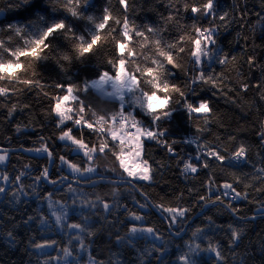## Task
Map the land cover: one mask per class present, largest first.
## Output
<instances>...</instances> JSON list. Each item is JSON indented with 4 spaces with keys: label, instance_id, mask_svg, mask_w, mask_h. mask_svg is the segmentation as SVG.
I'll return each mask as SVG.
<instances>
[{
    "label": "trees",
    "instance_id": "obj_1",
    "mask_svg": "<svg viewBox=\"0 0 264 264\" xmlns=\"http://www.w3.org/2000/svg\"><path fill=\"white\" fill-rule=\"evenodd\" d=\"M13 2L14 0H0V27L6 28L9 23L23 26L35 20L34 11L10 9L9 5ZM34 2L41 8L46 7L43 0ZM186 2L187 0H129L131 6L125 10L119 0H91V7L87 9L88 14L99 17L108 8L113 20L127 17L131 22L130 27L136 25L144 30L147 25L159 29L152 33L145 31V38H133L129 47L134 55L128 58L132 61L131 71L150 65L157 52L156 40H162L165 44L179 42L185 52L174 54L176 63L181 67L173 69L172 80L184 91L188 90L185 82L191 84V77L194 75V65L189 53L192 45L188 42L195 38L193 25L216 28L215 48L221 55L226 54L228 57L225 65L214 61L211 64L210 70H214L217 76L218 87L211 89L208 85H202L205 91L200 94L212 102L210 106L213 112L208 114L207 120L203 114H195L189 118L182 111L174 112L171 120H162L159 129H167V135L161 139L168 141L172 152L162 143L145 141L144 155L152 165V180H132L135 189L107 183L89 188L73 185L84 192L89 201H95L99 196L113 204L110 214L98 204L96 208L85 207L81 215L80 198H77V207L73 209V193L65 185L57 183L49 186L44 184L43 179L37 183L35 177L42 173L44 167H48L49 160L46 157L39 158L38 155L42 153L35 149L47 146L54 151L55 163L49 171L50 179L59 180L67 175L65 165H61L59 160L60 155L81 168L89 166L90 162L86 158L74 152L70 145L66 146V142L57 139L60 134L56 127L57 118L49 109L53 103L51 97L60 94V90L53 85L57 82L76 83L82 87L84 81L90 82L98 78V71L108 67L105 60L116 55L111 39L117 33L103 36L97 54L82 60L73 59L71 63L62 59L63 54L74 55L71 44L63 37L53 42L52 50H46L48 59L37 63L21 58L23 68L20 79L39 80V85L32 90L16 80L0 81V87L8 89L6 95H0V148L12 150L7 153L6 163L0 165V173L10 177V182L4 185L5 193L0 194V264H45L46 261L47 264H55V258L65 255V249L69 253L65 259L68 256L70 259L61 264H86L89 259L93 264H141L143 252L150 253L143 257L145 264H181L177 258L185 245L191 244L193 248L200 245L201 249H206L209 243L218 245L221 257L217 258L211 251L201 250L193 257L196 264H264V171H261L264 169V143L260 140V134L264 132V0H216L217 13H228V16L224 21L217 18L211 23L208 18H199L185 11ZM196 2L199 3L200 0ZM170 16L171 20L168 19ZM73 23L79 31L93 27L86 20H76ZM113 27L119 31L121 26L113 24ZM10 36L13 46L23 44V41H18L8 31L0 33V39L5 41ZM180 36L184 39L179 40ZM250 56L254 57L251 67L248 64ZM185 70L187 76L184 74ZM33 71L37 73L35 77L32 76ZM213 91L216 95H213ZM170 96L173 100L179 98L176 93H170ZM126 99H131V95L126 96ZM85 103L91 104L100 114L119 109V101L102 98L93 89L87 94ZM135 111L138 113L137 119H144L145 126H149L150 118L144 117L138 107ZM86 118L95 119L91 117V113H87ZM88 139L90 146H98L103 138L93 134ZM193 144L207 149H219L226 157L244 146L247 162L241 166H221L219 162L209 160V167L205 169L200 167V161L195 160V157L201 156L203 159L206 155H198ZM187 154L193 156L190 162L197 165V173L184 171ZM92 164L103 173L105 180H130L125 178L111 154H95ZM112 168H116V171H111ZM18 175L21 180L17 182L15 177ZM94 179L99 180V177L94 176ZM210 181H214L211 192L208 191ZM225 182L232 183L241 192L242 198L231 200L222 197V206L208 204L209 207L204 209V202L199 197L210 195L214 199L215 195L224 191L220 187L217 192L216 188ZM33 187L39 195L33 193ZM20 188L26 194L14 200L11 194L18 192ZM113 188L117 189L115 196ZM138 192L145 193L152 205L163 202L165 206L190 208L185 222H178L171 228L174 232L180 231L192 219L186 233L174 240L168 234L166 224L149 207L139 209L135 201L143 203L144 199ZM47 193H53V202L58 201L70 210L66 223H82L84 217L89 218L88 228L79 233L84 239L83 249L75 238L77 233L55 225L49 213L47 199H42ZM245 195L247 199L243 198ZM116 202L119 206H115ZM229 202L232 208L238 209L235 215L227 207ZM128 209L145 216L143 225L128 218ZM200 211L202 213L196 216ZM29 217L35 219L25 224L23 221ZM42 217L48 218L47 224H41ZM206 217H211L222 229L206 227ZM129 224L158 229L162 240L168 242L167 251L163 252L165 245L161 240L157 244L139 238L134 241L135 246L118 243L117 237L125 236ZM229 224L237 230L243 229L234 244L230 243L232 237ZM198 226L205 228L206 235L192 238L191 233ZM89 231L93 235H88ZM9 232L14 234V240L7 235ZM51 241L56 243L49 252L40 253L34 247L36 243ZM153 246L161 249L163 255L155 251Z\"/></svg>",
    "mask_w": 264,
    "mask_h": 264
},
{
    "label": "snow or ice",
    "instance_id": "obj_2",
    "mask_svg": "<svg viewBox=\"0 0 264 264\" xmlns=\"http://www.w3.org/2000/svg\"><path fill=\"white\" fill-rule=\"evenodd\" d=\"M119 2L124 6L125 10L131 6L129 0H119ZM43 3L46 7L41 8L34 0H14L9 5L10 9L34 11L36 18L23 26L9 23L6 25V28L0 27V33L8 31L16 36L18 41H23L22 45L13 46L11 44V36L8 41L0 39V81L16 80L26 86L28 90H32L33 87L39 85V80L34 78L20 79V72L23 68L21 58L31 59L37 63L46 60L48 59L46 50H52L53 42L63 37L71 44L74 55L63 54L62 59L71 63L73 59L82 60L89 55L97 54L103 36L117 33L111 39V44L115 49L116 55L105 60L108 67L98 71V78L90 82L84 81L82 87L76 83L57 82L53 85L55 89L60 90V94H55L51 97L53 103L49 109L57 118L56 127L60 133L57 139L66 142V146L70 145L74 152L82 155L90 163L88 167L81 168L64 155H60L59 160L61 165H66L67 169L71 171L73 180L77 184L84 181L91 184L92 187H96L99 181L105 180L103 173L99 172L97 167L92 164L94 156L97 153L104 155L111 154L115 161L118 162L119 169L122 170L123 174H126L127 178L145 182L152 180V165L144 155L145 141L162 143L168 148L169 152L173 151L168 141L161 139L166 137L167 129L160 130V122L162 120L173 119V113L177 111L186 113L189 118H192L195 114H203L205 120H207L208 114L213 112L210 106L211 100L200 93L205 91L202 85H208L211 89L218 87L217 76L214 70H210L213 61L219 65H225L228 60L226 54L221 55L215 48L217 44L215 37L216 28L192 26L195 38L189 39L188 42L192 45L189 53L192 58L191 62L194 65V75L191 77V84L185 82V87L188 90L184 91L172 80L174 75L173 69L181 67L176 63L174 54L179 55L185 52L184 47L180 46L179 42L165 44L162 40H156L157 52L155 58L151 60L150 65L145 68L137 67L135 71L130 70L132 61L128 58L132 57L134 53L129 44L133 41V38H145V31L152 33L159 31V29H153L147 25L144 26V30H141V27L136 25L130 27L131 22L127 17H124L122 20H113L108 8L103 10L101 16L95 17L87 12V9L91 7V0H43ZM184 10L191 12L199 18H208L210 23L217 18L220 21H224L228 16V13H217L216 0H200L199 3L196 0H187L184 4ZM168 19L171 20L172 17L170 16ZM76 20L89 21L93 27L85 31H79L73 23ZM113 24L121 26L119 31L113 27ZM133 28H135V31H133ZM183 39V36L179 37V40ZM253 63L254 57L250 56L248 58L249 66L251 67ZM152 65H155V67ZM184 74L187 76L186 70ZM36 75L37 73L33 71L32 76L35 77ZM91 89L96 90L99 95L106 98L118 100L119 109L111 113H98L91 104L85 103L87 94ZM7 92L8 89L0 87V95H6ZM170 93L178 94L179 98L173 100ZM129 94L131 95V99H126V96ZM213 95H216L215 91H213ZM137 107L144 117L150 118L149 126H145L144 119H137L138 113L135 111ZM87 113H91V117H95V119L86 118ZM11 114L10 111L9 115ZM132 129L135 131H132ZM93 134L103 138L98 146L95 144L90 146L88 137ZM260 140L264 143V132L260 134ZM35 151L46 154L50 164L55 163L54 151L50 147L44 146L35 149ZM5 160L6 156L0 155V162H4ZM195 160L200 161V167L205 169L209 167V160L217 161L221 166H230L233 161L236 163H246L247 152L244 146H240L232 153L231 157H226L219 149L210 147L203 159L201 156H196ZM111 171L115 172L116 168H112ZM184 171L197 173L198 167L194 163L186 162L184 164ZM261 171H264V169ZM94 176L99 177V181L95 180ZM41 179L53 185L57 183L65 185L68 191L73 193V209L77 207V198L79 197L81 215H83L85 207L96 208L98 204L109 214L113 210L114 205L102 197L97 196L95 201H89L84 192L73 187V183L67 175L62 176L59 181L50 179L49 168L44 167L42 173L35 177V181L38 183ZM0 180L7 183L10 182V177L0 173ZM20 180L21 176L15 177V181L18 182ZM127 182L131 184L132 180L130 179ZM209 183L208 191L211 192L213 190L211 185L214 184V181H210ZM220 187L224 191L222 194L215 195L214 199L210 195L207 197L201 195L199 197V200L204 202L203 206L206 207L208 204L217 207L222 206L224 204L222 197L231 196V200L242 198L241 192L237 191L232 183L225 182L216 188L217 192H219ZM5 191L6 188L0 186V194L5 193ZM33 193L39 195L36 193L35 187H33ZM233 193L234 195H232ZM23 194L26 193L23 188H20L18 192H13L11 195L14 200H18L19 196ZM116 194L117 189L113 188V195L115 196ZM52 195L53 193H47L46 197L42 198L47 199L50 209L54 203ZM141 195L145 197L144 202L135 201V203L139 209H145L149 206V202L145 193H141ZM243 198L247 199V196L245 195ZM55 203L59 204L58 201ZM115 206H119L118 202H116ZM151 206L169 222L170 234H173L171 233V228L178 222L183 224L187 214L191 211L190 208L181 206H165L163 202ZM227 207L233 215L238 211V209L231 207V202H229ZM69 211L66 205H61L58 211L53 212L55 225L60 226L62 229L66 227L69 230H76L77 235L75 238L79 241L81 249H83L85 247L84 239L80 237L79 233H83L88 228L90 220L88 217H84L82 223H66ZM127 212L130 220L140 222L143 225L145 221L144 215L138 214L137 211L132 209H128ZM33 219L35 217H29L23 222L27 224ZM206 219L208 221L206 227L215 226L218 229H222V226L216 225L211 217H206ZM40 222L41 224H47L48 218L42 217ZM228 228L232 237L230 243L234 244L239 239V232H242L243 229L237 230L231 224L228 225ZM158 231V229L152 226L129 224L128 232L124 237L118 236L117 242L135 246V240L141 237L147 238V236H153L164 243L163 252H166L168 242L162 240V236L158 234ZM182 231L183 228L175 232L174 235L180 236ZM7 235L12 237L13 240L15 239L12 232L7 233ZM88 235H93V233L89 231ZM205 235V228L199 226L191 233L192 238ZM55 243V241L36 243L34 247L42 249L50 247ZM186 246L188 252L182 253L177 258L181 264H196L193 257L201 250L211 251L215 253L217 258L221 257V252L217 250L218 245L213 246L209 243L206 249H201L200 245H196L195 248L191 244H187ZM153 247L155 251L163 255L161 249ZM149 254L148 252L141 253V264H145L143 257ZM67 255L69 253L65 249V256ZM45 264H47V261Z\"/></svg>",
    "mask_w": 264,
    "mask_h": 264
},
{
    "label": "water",
    "instance_id": "obj_3",
    "mask_svg": "<svg viewBox=\"0 0 264 264\" xmlns=\"http://www.w3.org/2000/svg\"><path fill=\"white\" fill-rule=\"evenodd\" d=\"M10 152H12V150L0 148V153H10ZM38 157L39 158H42V157H46L47 158L46 154H44V153L38 155ZM51 166H52V164L49 163L48 164L49 171H50ZM59 180H57V181H59ZM69 180L72 181L73 185H75V186H79V187H83V188L92 187V185L89 184V183L80 182L79 184H77L73 180V178H71V177H69ZM97 181H99V180H97ZM127 181L128 180H103V181H99L97 184H99V183H107V184L115 185V186L126 185V186H130V187H132V188L135 189L134 184L133 183L129 184ZM43 182H44V184L49 185V186L53 185V184L49 183L46 180H43ZM138 194L145 200V197L144 196H142L139 192H138ZM148 202H149V206L148 207L166 224V230H167L168 234L174 240L179 239L181 236H183L186 233L187 227L191 223L192 219L183 227V231L181 232V235L180 236L174 235L175 232L173 230H171V233H173V234H170V229H169V223H168V221L163 216H161L160 213L154 207L151 206L152 204H151V202L149 200H148ZM207 207H209V206L204 207V209H206ZM201 213H202V211H200L196 216L200 215ZM253 219H256V218H253Z\"/></svg>",
    "mask_w": 264,
    "mask_h": 264
},
{
    "label": "rangeland",
    "instance_id": "obj_4",
    "mask_svg": "<svg viewBox=\"0 0 264 264\" xmlns=\"http://www.w3.org/2000/svg\"><path fill=\"white\" fill-rule=\"evenodd\" d=\"M93 91H94L98 96H100V97H102V98H106L105 96L99 95V94L96 92V90L93 89ZM107 99H109V98H107ZM117 101H118V100H117ZM61 142H62V141H61ZM0 155H5V156H6V160H5L4 162H0V165H4V164L6 163V161H7V159H8V155H7V153H0ZM65 172H66V174H67L68 176H70V177L73 178L71 171H70L69 169H67V166H66V165H65ZM189 173H191V172L189 171ZM124 175H125V178H127L126 174H124ZM128 179H131V180L136 181V182H145V181H137V180H134V179H132V178H128ZM147 182H148V181H147ZM5 184H6V182L0 180V186H4ZM47 204H48V201H47ZM61 205H63V204H61V203L57 204V203L54 202L52 208H51V209L49 208V213H50V215H51V217H52V220H53L54 222H55V217H54V215H52V213L58 211V209L60 208ZM173 227H174V226H173ZM71 231L77 233L76 230H71ZM141 238H144V237H141ZM144 239H147V240H150V241H154L155 243L160 244V240L155 239L153 236H147V238H144ZM51 249H52V246H50V247H45V248H42V249H37V250H38L40 253H46V252H49ZM181 252H182V253H183V252H184V253H187V252H188V248H187L186 245H185V247H184V250L181 251ZM69 259H70L69 256H68L67 259H65V255H61V256L59 255L57 258H55L54 262H55V264H61L62 262L66 261V260H69ZM86 264H93V261H92L91 259H89V260L87 261Z\"/></svg>",
    "mask_w": 264,
    "mask_h": 264
},
{
    "label": "built area",
    "instance_id": "obj_5",
    "mask_svg": "<svg viewBox=\"0 0 264 264\" xmlns=\"http://www.w3.org/2000/svg\"><path fill=\"white\" fill-rule=\"evenodd\" d=\"M132 131H135L134 129H132ZM193 148L195 150V152L198 154V155H206L207 154V151L208 149L205 148V147H202V146H197L195 144H193ZM231 157V156H230ZM185 159L187 162H190L191 160H193V156L191 154H187L185 155ZM244 163H236L235 161L232 162V165L233 166H241L243 165ZM183 169H184V166H183ZM233 195V194H232ZM229 199H231V196L227 197Z\"/></svg>",
    "mask_w": 264,
    "mask_h": 264
}]
</instances>
